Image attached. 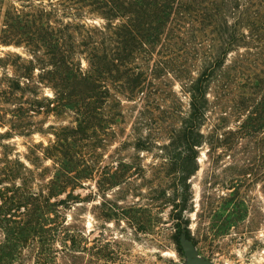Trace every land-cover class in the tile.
I'll return each instance as SVG.
<instances>
[{"label": "trees", "instance_id": "obj_1", "mask_svg": "<svg viewBox=\"0 0 264 264\" xmlns=\"http://www.w3.org/2000/svg\"><path fill=\"white\" fill-rule=\"evenodd\" d=\"M0 44L28 54L0 56V264L124 263V244L105 230L89 245L80 211L91 193L76 190L95 173L101 206L106 187L132 190L122 155L114 152V167L101 165L126 107L137 114L119 143L146 152L162 143L157 168L165 173L145 179L151 202L144 206L167 212L177 251L181 236L193 240L190 178L202 149L212 165L234 161L225 219L245 213L238 191L251 168L264 186V0H8ZM40 113L67 123L36 129ZM164 118L168 133H155ZM34 133L52 137L32 142L21 159L9 141ZM216 183L212 168L199 183L203 211L225 199ZM119 208L110 204L103 217Z\"/></svg>", "mask_w": 264, "mask_h": 264}, {"label": "rangeland", "instance_id": "obj_2", "mask_svg": "<svg viewBox=\"0 0 264 264\" xmlns=\"http://www.w3.org/2000/svg\"><path fill=\"white\" fill-rule=\"evenodd\" d=\"M7 3L8 0H5L2 11ZM2 11L0 12V25ZM88 22L96 23V21H90V19H88ZM8 51L15 52L22 57H28L24 47L3 46L0 44V56ZM41 93L46 96L51 94L48 88H43ZM130 105L133 104H128V106ZM137 108H125L127 113L125 122L120 124L115 141L108 143L101 163L102 166L114 167L118 165L115 158L116 153L114 152L117 151L122 155L123 162L128 165V169H125L122 179H128L130 182L128 186L132 190L128 189L130 192L122 191L123 188L117 190L118 186L109 189L104 184L107 188L108 201L105 202L104 206H101V192L99 187L97 188L99 173H95L92 179L83 182L82 187L76 190L82 196L91 193L90 202L84 203L83 206L85 208H81L80 211L81 219L83 220L81 227H85L84 230L90 238L89 245L92 247L95 246V238L104 230L110 240L112 238L120 240L124 244L123 264H185L186 256L183 251L182 241L186 238L184 236L180 237L181 251H177L174 241L170 238L172 230L167 219V212L159 213L156 208L149 205L144 206V203L151 202V200L146 198L149 195H147V190H145V179H153L165 173L161 168H157L161 162L160 154L162 153L157 146L162 143L153 144L151 152L137 151L132 147L133 143H119V140L122 141L132 134L130 124L137 114ZM33 121L36 129L40 127L45 129L50 124L67 123V118L63 120V118H55L52 115L46 116L40 113L34 115ZM167 121L168 118L157 120V129L154 132L166 135L170 129ZM51 137V135L34 133L28 137L12 138L9 142L14 145L15 151L13 152L18 153L20 158L23 159L27 146H30L32 142H43L46 145ZM237 147L239 148L240 145ZM110 154L114 158L111 159L108 156ZM123 155H128V157H123ZM241 156L242 154L239 153L238 165L243 163L242 159L244 157ZM254 160L255 158H252V161ZM233 162L231 158L225 156L216 166L212 165L205 157V149L201 150L199 157L200 169L190 178L193 189V210L188 215L190 232L193 238L190 241L196 256L206 263L264 264V186L263 180L257 178L256 170L251 168L252 166L249 167L252 170L245 175V180L240 181L241 186L238 191L239 199L243 202L241 213L242 211L245 213L241 214V218L233 222L225 219L226 213L223 208L229 207L226 199L229 198V194L232 191L226 185L229 177L227 168ZM212 168L215 169L217 182L214 186L215 189L212 190L217 196L224 197L225 199L222 202L225 201V203H218L217 207L203 211L199 204L201 193L199 183L207 172L209 175ZM101 184L102 190L104 187L102 182ZM131 193L134 194L131 195ZM114 202L120 206L117 215L103 217V213ZM133 202L141 203L140 210L127 211L126 204ZM131 216L134 218L133 220L127 218ZM160 217L161 222L154 221V219H160ZM146 219L148 221H144ZM221 225H223L224 230L219 229ZM254 226L257 227L254 228ZM254 239L259 240L261 246H255ZM92 251L94 252L95 248Z\"/></svg>", "mask_w": 264, "mask_h": 264}, {"label": "water", "instance_id": "obj_3", "mask_svg": "<svg viewBox=\"0 0 264 264\" xmlns=\"http://www.w3.org/2000/svg\"><path fill=\"white\" fill-rule=\"evenodd\" d=\"M182 247L184 254L186 256V263L185 264H210L203 262L196 256L195 250L190 240L185 239L182 241Z\"/></svg>", "mask_w": 264, "mask_h": 264}]
</instances>
